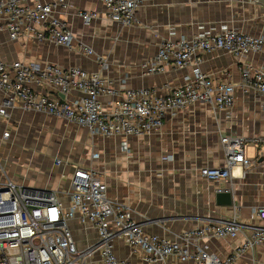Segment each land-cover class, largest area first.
I'll return each instance as SVG.
<instances>
[{"label":"crops","instance_id":"1","mask_svg":"<svg viewBox=\"0 0 264 264\" xmlns=\"http://www.w3.org/2000/svg\"><path fill=\"white\" fill-rule=\"evenodd\" d=\"M104 9L101 0H71L66 10L58 12L74 35L71 47L40 41L33 32L12 39L0 16V59L97 71L101 70L98 57L102 56L107 63L103 77L114 89L149 87L165 94L184 83L191 67L169 66L163 72L145 73L142 63L156 55L162 40L200 32L218 33L225 28L264 37V5L259 0H142L136 22L131 25L107 18ZM79 10H96L100 16L87 24L78 15ZM172 27L175 35L169 34ZM87 48L94 53L88 54ZM244 61L264 68V52L237 56L217 49L206 53L201 63L203 71L216 79L236 84V100L230 111L195 102L176 114H168L161 130L149 135H92L86 126L25 110L16 103L6 115L0 114V179L7 176L30 189L54 191L67 200L76 167L90 166L105 180L109 197L129 206L146 232L170 241H182L184 231L207 222L225 221L238 212L243 232L235 237L200 240L210 252L224 258L244 243L251 226L264 225L255 213L264 206V95L242 89L240 66ZM32 87L39 94L61 100L82 96L79 89L65 94L50 83L34 82ZM5 96L0 91V106ZM101 100L109 109L114 97L102 95ZM5 131L8 136H4ZM223 134L260 142L247 145L246 154L253 160L250 168L235 165L229 181H213L200 170L225 165L220 142ZM227 191L232 194V204H220L218 199H226ZM70 225L80 250L95 242L93 227L77 219ZM114 252L132 264H162L145 261L143 251L122 237L114 239ZM168 261L196 264L191 259L180 262L175 256ZM83 264H102L99 251L87 254ZM234 264H264V240Z\"/></svg>","mask_w":264,"mask_h":264},{"label":"built area","instance_id":"2","mask_svg":"<svg viewBox=\"0 0 264 264\" xmlns=\"http://www.w3.org/2000/svg\"><path fill=\"white\" fill-rule=\"evenodd\" d=\"M104 15L122 25L136 22V10L142 0H101ZM71 0H0V16L12 39L31 32L40 41L71 47L74 35L58 15L66 10ZM85 23L100 16L96 10H79ZM175 35V28L169 31ZM221 49L237 56L264 52V37L242 33L234 28L221 32H200L191 37H169L160 43L156 55L142 63L145 73L153 74L176 68L191 67L184 83L168 93L159 94L149 87L126 88L122 91L106 84L103 69L107 67L98 57L101 70L88 71L79 66L6 62L0 59V91L5 92L0 114L18 103L32 110L89 128L90 133L105 137L142 136L161 130L166 116L176 114L195 102H205L215 109L230 111L235 104L236 84L219 80L203 71L201 63L206 53ZM93 54L92 48H87ZM244 92L255 90L264 95V68L244 61L240 66ZM50 83L67 94L76 88L82 96L74 100L39 94L32 83ZM102 95L114 100L105 108ZM9 132L5 131L4 136ZM225 151L223 167H202L201 175L213 181H229L232 168L241 165L250 168L253 160L246 154L247 145L259 140H248L239 135H221ZM128 151V150H127ZM93 157H98L93 153ZM165 158H171L166 156ZM60 163V159H56ZM3 173L4 168H2ZM222 191V189H218ZM67 202L56 192L30 189L9 177L0 179V264H83L87 254L98 250L102 264H132L114 252V239L122 237L129 245L143 251L149 263L172 264L175 256L180 262L193 260L196 264H234L247 251H254L264 240V225L251 226L245 241L228 256L222 258L209 251L200 240L207 237H235L243 232L238 212L222 222H207L191 228L181 235L182 241H170L160 235L148 233L141 221L135 219L126 204L112 200L107 184L98 171L87 165L77 166ZM68 203V204H67ZM264 220V206L255 212ZM77 219L96 230V240L86 250H80L73 235L70 221Z\"/></svg>","mask_w":264,"mask_h":264},{"label":"water","instance_id":"3","mask_svg":"<svg viewBox=\"0 0 264 264\" xmlns=\"http://www.w3.org/2000/svg\"><path fill=\"white\" fill-rule=\"evenodd\" d=\"M259 1H261L264 5V0H259ZM61 96L64 97L63 94ZM227 195H228V197L226 199H218V202L220 204H224V205H231L232 204V194H231V192L227 191ZM219 200H222V201H219Z\"/></svg>","mask_w":264,"mask_h":264},{"label":"rangeland","instance_id":"4","mask_svg":"<svg viewBox=\"0 0 264 264\" xmlns=\"http://www.w3.org/2000/svg\"><path fill=\"white\" fill-rule=\"evenodd\" d=\"M64 202H67V200H63ZM68 204V203H67Z\"/></svg>","mask_w":264,"mask_h":264}]
</instances>
